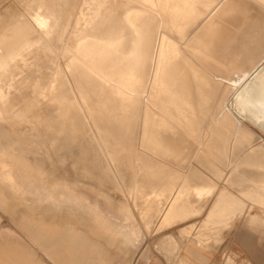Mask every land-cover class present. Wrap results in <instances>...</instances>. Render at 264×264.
Segmentation results:
<instances>
[{
    "label": "bare ground",
    "instance_id": "6f19581e",
    "mask_svg": "<svg viewBox=\"0 0 264 264\" xmlns=\"http://www.w3.org/2000/svg\"><path fill=\"white\" fill-rule=\"evenodd\" d=\"M104 1L107 5L105 11L109 12V15H104L106 17L101 21L84 20L81 28L72 33L73 37L70 35L67 38L69 47L76 50L73 52L76 58L64 54L66 56L65 67L73 72L74 87L82 103L81 107L96 108L90 113L91 120L98 124L96 129H89L84 118L82 124L76 125L79 123L76 120L79 111L74 108L79 103L73 100L74 97L69 94L59 76L53 77L54 84L55 82L58 84L56 86L53 83L50 85L49 81L44 82L43 75L46 69H52L55 66L51 53H46L41 61L37 57L24 61L20 59L16 61L14 73L17 72L16 76H19L20 82L24 81L22 84L24 89L28 90L41 85L43 95H40L41 99L38 98L42 101L40 104L44 106L49 99L56 96L58 102L54 108L57 111L51 108H48L50 111L41 112L29 110V107L35 104L25 102L22 106H27V109L19 110L20 115H17L13 108L20 106L21 95L19 94L20 98L16 102L17 97H12V94L8 102H3V106L9 105L8 110L6 112L4 110L9 119L3 121L9 124L28 125L27 129L25 128L27 132L24 139L27 141L25 144H32V147H25V150L22 148L21 151L17 148V151H14L12 147L11 151L7 149L6 144L0 143V158L5 156L3 152L7 150L8 157L15 155L17 160L23 164L27 163L30 158H34L32 163H42L34 170L40 168L43 175L60 181V187L55 189L50 184L39 181L41 189H38L41 190L43 197L53 198L57 193L58 198L69 201L71 205L93 204L91 206H95L99 202L98 199L111 202L114 197L110 198L111 195L105 191L115 194L121 192L120 196L129 199L131 203L136 206L138 203L141 204L139 208L134 206L137 211H147L149 215L139 213L141 218L153 220L158 213H161L165 220L171 211V214L175 213V216L181 217L176 218L181 221L200 214V210L205 207L213 193L214 182L211 180L217 175L227 173L226 182L239 188L240 196L228 191L219 199L216 198L215 205L211 207V212L206 219L208 226L203 225L201 228L209 231L219 229L222 223L228 221L227 216L236 207L243 212L240 214L233 212L231 218L234 220L242 218L252 205L257 206V210L259 208L264 211V172H258L264 171V143L251 146L247 153L240 155L246 146H250L252 134L237 124L230 108L227 109L225 106L227 97L237 91L235 98L237 99L245 90L246 84L244 86L241 84L239 87L224 86L226 93L223 92L224 96L214 105V110H210L209 100L213 80L211 81L210 77L202 72L203 70L195 68L193 66L195 63L191 65L188 62L190 58L187 60V56L182 53L179 45L201 23H206L210 15L225 0H141L147 8L137 6L128 0ZM255 1L264 6V0ZM85 6L86 0H83L82 9ZM62 22L60 33L54 41L60 47L63 45L62 42L66 41L64 40L65 35L62 37L63 32L66 29V32L70 33L69 28L75 24ZM197 39L202 44L207 41L205 33L198 34ZM188 48L218 67H227L224 61L205 53L197 45H189ZM262 61L264 58L247 76L255 71ZM259 71L260 93L252 99L253 101L251 100L257 103H252L257 114L249 110L256 121L264 118V66ZM47 86L49 91H46ZM17 90L21 94L24 91L22 88ZM53 93L54 95L51 96ZM195 96L196 99L193 98ZM43 99H46V103H43ZM29 121L34 124H30ZM206 122L208 125L203 128ZM7 135L5 134L2 139H5ZM32 148L33 155L31 154ZM103 148L108 151L107 155H103L105 153ZM184 154L197 157L195 160L199 163L195 165L197 167L193 165L187 172V177L181 181V184L183 182L182 190L184 186H189L188 193L194 197L197 209L193 204L186 206L190 198L188 196L186 198L183 194L178 195V199L175 197L171 203H167L169 192L175 183L168 165L181 167V163L178 162ZM108 156L110 160L106 159ZM150 156L161 158L160 161L166 164L154 163L149 158ZM239 156L242 158L236 159ZM221 166L228 168L226 173ZM13 172L14 174L18 172L25 174L27 178L33 179L32 176L24 173V167H15ZM149 189L159 191V194H151ZM88 192L92 193L95 198L90 199L87 196ZM34 194H36L35 191ZM121 198H116L119 211L114 217L117 220L122 218L124 221L132 222L134 220L133 210L131 211L133 207L130 209L128 202ZM90 215L94 216V219L103 217L97 211H90ZM85 222L87 223L86 220ZM131 228L138 232L135 226ZM53 229L55 227L51 232ZM107 229L109 230L108 227ZM52 234H55V231ZM129 234L132 238L131 232ZM132 234H134L133 231ZM67 239L69 237L65 241ZM70 239L73 240V238ZM55 245L58 246V244ZM44 250L47 249L44 248Z\"/></svg>",
    "mask_w": 264,
    "mask_h": 264
},
{
    "label": "rangeland",
    "instance_id": "374dc122",
    "mask_svg": "<svg viewBox=\"0 0 264 264\" xmlns=\"http://www.w3.org/2000/svg\"><path fill=\"white\" fill-rule=\"evenodd\" d=\"M128 1L133 2L137 6L147 8L141 0ZM82 2L83 0H0V111L3 112H0V143L6 144L8 147L7 149L11 150L13 147L12 150L17 151L18 149L19 151H21L23 149L25 150V147H32V144H25L27 141L24 138L25 133L27 132L26 126L28 125H17L16 123L9 124L8 122L3 121L4 119H9L8 114L4 113V110L5 112L8 110L9 105L7 106L6 104L5 106H3V102H8V98L12 94V97H17V99L15 98V101L17 102L21 95L20 106L13 108V110L15 109L17 115L19 114V110L27 109V106H22V104H24L25 102L35 104L34 106L29 107V110H39V112L50 111L48 108L54 110V105H56L58 102L57 97L55 96L53 97V99H49L47 104H44V108V106L41 105L42 103L40 104V102L42 101L39 100L41 99L40 95H43L41 85L40 87L35 86L36 88L33 87L29 88L28 90L24 89V85H22L24 81L22 80L20 82L19 76H16L17 72L14 73V66L17 60L21 59L24 61L30 58L37 57L38 60L41 61L43 60L45 54L48 52L51 53V59L55 63V66L52 69L45 68L46 72L43 75L44 82L47 83V81H49L48 83L50 85L52 83L54 84L53 77L59 76L60 79H62L64 85L67 87V91L69 92V94L74 97L73 100L77 101L80 104H77L74 108L75 110L77 109V111H79L76 118L79 123H77L76 125L82 124L84 118L89 129H96L98 124L91 120L90 115V113L96 110V108L90 106L84 108L81 107L82 103L78 98L77 92L75 91L74 87L72 78L73 72L69 69H66V56L64 54L70 57L74 56L76 58L75 54L73 53L76 52V50L73 47H69L67 38L70 35L73 37L74 34L72 33L81 28L84 20L101 21L106 17L104 15H109V12L105 11V9H107V5L104 0H86V6L84 9H82ZM230 4L231 7L229 6ZM62 21H64L65 23L72 22L75 24L71 28H69L70 33L66 32V29L63 32L62 37H64L65 35L64 40L66 41H63V45L62 47H60L54 41L57 39L55 37L60 33V24L63 23ZM210 25L212 28L210 27ZM202 33H205L207 37L206 43L203 44L197 39L198 34ZM179 45L182 53L187 56V60L190 58L188 62L191 65L195 63L193 65L195 68L199 69L200 71L203 70L202 72L208 75L211 81L213 80L210 91L211 98L209 100V107L211 108L210 110H214V105L224 96V86L234 85L236 87H239L241 84L242 86L246 84L245 90L237 99H235L237 96V91H234L230 94V96L227 97L225 102L226 108H230L229 110H231L230 112L233 114L234 119H236L237 124L241 127L246 128L252 134L250 146H246L240 155L247 153L250 150L251 146L264 143V118L256 121L252 117V114L249 112V110H251L254 114H257V111L253 106V104L257 103L252 102V99H255L256 96L260 93L261 87L258 86L261 84L260 78L258 77L260 68L264 66V61L261 62V64L255 71L247 76L248 73H250L253 68L260 62V60L264 58V6L260 5L255 0H225L223 4H221V6H219L215 10V12L210 15V17L206 20V23H201L193 32L189 33L185 40L183 42H180ZM189 45L199 46L204 50L205 53L224 61L227 67H218V65L212 63L210 60H207L202 55L190 51L188 48ZM255 75H257V77H254ZM252 78L254 80H252ZM54 85H58L57 82H55ZM18 88H22V90H24L22 91V94L17 90ZM47 89L48 86L46 87V91H49ZM56 93L59 94L58 92ZM52 95H54V93L51 94V96ZM36 97L37 99H35ZM29 98L31 99L29 100ZM193 98L196 99V96ZM43 103H46V99H43ZM55 111H57V109H55ZM29 120L31 119L29 118ZM207 122L209 123V120H207ZM207 122L204 124L203 128L207 127ZM30 124L34 123L30 122ZM4 127L6 128L2 129ZM5 134H8L7 137L5 139H2L4 138ZM189 142L192 143V141L190 140ZM104 150L105 153L103 155H107L108 151L106 149ZM3 154L5 156L0 158V216L2 218H13L14 220L62 219V226L59 228V231L55 232V234L58 236L54 238L55 241L59 240L62 245L71 246V244L73 245V243H79L81 245H90L91 243H93L94 245H99L98 243L101 242L106 246L108 245L107 252H90L91 254L93 253L92 255L89 252H87V254H79L80 252H77V257L81 258L82 260H95L97 258V260H102V263H105V261H107L108 264H112V262L117 258L119 259V261H121V259L123 258L125 264H134V261H136V258L139 257V255H141V258L145 256V254L149 251L150 246H156L158 247V250L159 247H164L165 245H167L170 249H176L178 248L179 244L177 243V245L172 237H165V234L167 233L165 229L167 228V226H170L174 223L183 222L192 217L198 216L194 215L188 218L185 217L186 219L179 221L181 217L175 216V213L171 214L170 211V214L167 218H165V220H163V214L161 213H158L153 220L151 218L144 219L139 216V213L148 214L147 211H137L136 208L141 207V204L138 203V206H136L135 204L131 203L129 199H126L122 195L120 196V194H122L121 192H116L115 194L110 191H105L111 195L110 198L114 197L113 200L111 202H107L105 200L97 198L99 200V202H97L98 204L95 203L97 206L95 204V206H91L93 204L82 206L71 205L69 201H65L64 199L61 200V198H58L59 196L57 195V193L55 194L56 196L53 194V198L49 197L45 199L40 190L41 183L39 181H44L50 184L54 187V189L60 187V181L54 177L52 178L51 176L43 175L40 168L34 170V168H37L38 165H42V163H32V159L34 158H30L27 163L23 164L17 160L15 155L12 157H8L7 150H5ZM31 154H34L33 148ZM154 157L155 156H153V158L151 156L149 157L154 161V163L166 164L163 161H160L161 158ZM181 158V161L178 163H181L180 166L182 168L178 166L173 167L168 165L170 175L174 177L175 183L174 187L169 192L167 203H171L175 197H177L178 199V195L183 194L186 198L187 196L190 198L189 200H187L186 206H188V204L189 206L190 204H193V206L195 205L194 208L197 209L194 197L188 193L189 186H184V189L182 190L181 187L183 182L181 184V181H183L187 177V172L193 167V165L194 167H197L195 165H199V163L197 162V160H195L197 157H190L184 154ZM241 158L242 157L239 156L236 159ZM106 159L110 160V157L108 156L106 157ZM184 160L188 161L185 162ZM109 163L111 162L109 161ZM168 163L172 164L171 162ZM215 163L219 164L218 162ZM15 167H24V173L32 176L33 179L27 178L25 174L23 175L19 172L14 174L13 168ZM221 167H223L222 169L226 173L228 168L225 167V169L224 166ZM258 172L264 171L260 170ZM201 175L204 177L203 174ZM227 177L228 174L226 173L223 175H217L213 177V180H211L214 182V189L210 199L208 200V203L204 207L206 208L208 206L209 210L207 211L205 219L202 222V226L206 222L205 220L207 219V214L211 212V207L215 205L216 198L219 199V197L221 196L220 194H225L229 191L230 193H234L235 195L240 196L238 194L239 188H236L234 185L228 184L226 182ZM38 183L40 184L38 185ZM149 190L151 191V194H159V191H153V189ZM34 191L36 194H34ZM184 193L187 195H185ZM87 196L90 199L95 198L94 195L89 192ZM115 196L117 199L122 197L121 199L126 200L130 209L133 207V209H131V211L133 210L132 213L134 215V220L132 222L124 221V219L122 220V218H119L121 219L119 221V219L117 220V218L114 217L119 211L118 205H116L117 199L115 198ZM113 201L114 203H112ZM110 205L111 207H113L112 209ZM201 205L202 204L200 202V207ZM134 206L136 208H134ZM94 207H96V209ZM254 207L252 205L251 208L247 210V213L242 218L235 219L234 223L236 224V228L251 230L254 233H259L261 237L264 238V211H261L259 208L257 210V206L255 205ZM204 208L202 210L199 209V215L204 214ZM90 211L100 212L103 217L101 219H94V216L90 215ZM233 212L240 214L243 211L238 207L233 208V211L228 215V222H230ZM105 217L109 219H106ZM84 218L87 223L85 222ZM69 220H75L76 222H70ZM121 221H123V223ZM155 223L158 224L155 226ZM132 226H135V228L138 229V232L134 231L131 228ZM107 227L110 231L107 229ZM192 228L193 225H189L188 227L184 228L182 230L183 236L185 234L189 235ZM113 229L115 230L113 231ZM124 230H126V232L122 233V231ZM132 231L134 234H132ZM130 232L133 239L130 237ZM78 234L80 235V237ZM59 236L61 237L60 239ZM66 236H68L69 239L73 238L75 242L72 239H67L65 241V239L68 238ZM128 237H130V239ZM80 238H82V241L80 240ZM84 238L88 239L86 240ZM126 238L128 240H126ZM95 240H99L100 242L97 243L95 242ZM112 241L113 243H111ZM122 246L124 248V251L121 252V249H119V253L117 254V247L121 248ZM85 255L87 257H85Z\"/></svg>",
    "mask_w": 264,
    "mask_h": 264
},
{
    "label": "crops",
    "instance_id": "0c3cea01",
    "mask_svg": "<svg viewBox=\"0 0 264 264\" xmlns=\"http://www.w3.org/2000/svg\"><path fill=\"white\" fill-rule=\"evenodd\" d=\"M208 210L209 207L207 206L204 208L203 215L192 217L183 221L184 223L178 222L167 226L165 237H172L175 243L179 244V249H170L165 245L164 247H159L158 250V247L150 246L145 256L141 258V255H139L134 264H264V238L259 233L236 228L234 218L230 219V222L233 221L232 223L228 221L222 223L223 225L215 231L201 228ZM228 218L227 216L226 220ZM157 224L155 223V226ZM189 225H193L190 234L183 236L182 230ZM204 225L208 226L206 222ZM61 226V220L59 219L14 220L13 218H2L0 216V264H108L106 263L107 261L102 263V260H97V258L95 260H87L85 258V260H82L76 255L77 252H80L79 254L95 251L101 253L105 252V250L107 252L108 247L102 242L98 243L100 242L99 240L95 241L99 246L93 243L90 245L75 243L76 245L63 246L60 241H55L54 238L58 235L52 233L59 231L58 228ZM54 227L55 229L51 232ZM55 244H58V246ZM48 246H51L50 249H48ZM44 248L47 250L45 251ZM118 248L117 254L119 253ZM120 249L123 252V246ZM83 250L84 252H82ZM61 252L62 254H60ZM63 253L66 254L64 255ZM119 263L125 264L124 259L122 258L121 261L116 259L112 262V264Z\"/></svg>",
    "mask_w": 264,
    "mask_h": 264
}]
</instances>
